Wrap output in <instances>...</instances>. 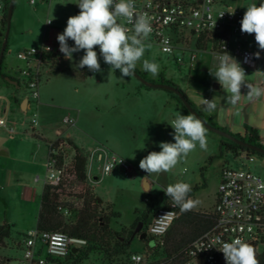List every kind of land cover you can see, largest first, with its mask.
<instances>
[{"label":"rangeland","instance_id":"1","mask_svg":"<svg viewBox=\"0 0 264 264\" xmlns=\"http://www.w3.org/2000/svg\"><path fill=\"white\" fill-rule=\"evenodd\" d=\"M14 0L10 26L8 29L4 53V63L18 80L24 77L18 73L26 67V63L17 55L25 49H39L44 41L53 40L60 49L58 34L63 33L67 20L75 16L79 0ZM238 0L237 4H241ZM51 21L47 24V21ZM121 23V19L118 18ZM2 30L0 23V31ZM6 28H4L5 32ZM235 38H232L234 41ZM74 46V41H68ZM253 50L260 51L256 58V69L264 71V50H260L255 38L237 41ZM144 57L137 62L136 69H143V60L154 61L159 65V74L170 79L190 99L203 115L215 122L214 111L221 108L219 124L221 129L230 130L231 134L243 136L244 125L254 128L258 135L264 129V96L249 101L244 105H229L225 97L229 95L220 85L214 88L216 79L210 75L215 72L218 61L210 46L196 53L194 64L189 67L186 62L177 64L171 55L162 53L155 44H148ZM255 52V53H256ZM84 51L73 53L70 61L63 53H59L58 66L45 63L41 69V80L38 84V98H30L29 90L20 87L13 91L0 85V94H8L17 99L28 97L31 108L27 112L13 107L8 109L5 127H0V225L8 224L15 234H25L35 228L39 210V199L42 192V179L46 173L43 166L46 160L47 147L44 144L54 142L60 136H67L86 151L103 145L111 153L122 158L128 170L116 165L109 174L100 177L96 163L93 174L99 177L92 183V188L101 206L111 204L112 210L118 213L111 226L118 230L129 228L139 213L145 209L146 195L159 196L170 184L186 182L191 186H199L192 197L200 203L193 211L208 212L213 203V195L217 188L219 172L224 166L238 167L245 160V153L235 156L230 151L220 150V142L225 138L207 129V148L201 149L197 144L195 150L183 158L170 172L148 175L140 169V160L150 152L161 151V142L174 143L171 122L177 113L187 115L169 93L160 88H145L134 77L120 78L119 70H110L99 53L100 72H92L87 66L77 65ZM88 72V73H86ZM81 73H86L82 75ZM147 72V77L156 80ZM246 80L257 82L254 70L246 74ZM247 89L242 87L241 93ZM214 99L217 108L207 111L203 99ZM246 99L242 95L240 101ZM0 107V116H3ZM64 116L75 121L74 126L63 123ZM37 124L32 127L31 120ZM218 125V124H217ZM13 127V137L9 128ZM35 133L42 138H34ZM43 140H46L45 143ZM264 148V142L262 144ZM253 173L264 179V157L254 155L252 162H245ZM39 176V181L33 178ZM148 175V176H147ZM144 178L148 181L144 182ZM29 189L32 199H28ZM146 190V191H145ZM144 243L134 238L130 244L131 252H142ZM0 255L15 258L10 248L0 249ZM90 257L84 264H98Z\"/></svg>","mask_w":264,"mask_h":264},{"label":"built area","instance_id":"2","mask_svg":"<svg viewBox=\"0 0 264 264\" xmlns=\"http://www.w3.org/2000/svg\"><path fill=\"white\" fill-rule=\"evenodd\" d=\"M6 2L7 0H0V18ZM237 2L238 0H135V7L137 12L147 13L151 20L152 32L146 43L157 45L162 53L171 55L177 64H183L184 57L187 56L186 62L191 67L196 60V53L200 51L196 48L197 40H208L214 36L221 47L218 51L211 52L218 55L224 48L237 59L247 74L256 68L255 50L238 44L237 41L255 38V34L242 33L241 20L249 5H259L264 0H242L241 4ZM119 19L121 24L132 29V25L127 24L124 18ZM48 22L49 20V25ZM52 42L49 39L39 49H25L17 55L26 63V67L20 70V75L24 77L26 89L33 100L38 98L37 77L41 75V67L45 63L57 67L60 60V50ZM207 46L211 44L207 43ZM62 121L68 126L75 125V121L69 116H64ZM6 122L7 112H4L0 116V127H5ZM36 124V119H32V127ZM172 131L174 133L173 128ZM9 133L13 137V127L9 128ZM58 135L60 137V133ZM263 142L264 129L258 138L260 146ZM52 145L53 143L47 144L43 186H58L63 179L56 159L49 156V153H53ZM253 159L254 155L245 154V161L238 167H222L211 210L214 215L213 225L183 250L180 260H173V257L170 260H151L143 252H131L128 264H226L224 254L219 249L224 242H231L235 238L251 244L257 251L264 235V179L246 167L245 162H252ZM94 163L101 178L109 174L116 165L128 170L122 158L103 145L96 146L89 151L86 166V180L90 184L99 180L93 174ZM33 180L38 182L39 176H35ZM64 214H68V211L65 210ZM177 216V207L173 206V202L168 207H159L147 224L146 236L162 244ZM85 245L86 240L65 232L38 231L32 228L26 232L19 257L6 264H63L71 249H82Z\"/></svg>","mask_w":264,"mask_h":264},{"label":"trees","instance_id":"3","mask_svg":"<svg viewBox=\"0 0 264 264\" xmlns=\"http://www.w3.org/2000/svg\"><path fill=\"white\" fill-rule=\"evenodd\" d=\"M8 3L9 0L5 3L0 18L2 27L0 31V48L6 25ZM79 11L80 9L78 7L75 10V15L79 14ZM207 43L211 44V51H218L221 47L219 40H216L214 36H212L208 40L199 38L196 48L205 50L208 47ZM6 49L7 44L5 43L3 56L0 62V85L14 90L20 87L26 89L25 80H18L15 77V73L14 75L11 74V71L5 65L4 53ZM94 50L99 53L97 47H95ZM135 71L143 79L147 78V71H138L136 68ZM18 73L20 74V70H18ZM86 73L81 74L84 75ZM6 77L15 81L16 86L6 81ZM40 80L41 75L37 77L38 84ZM146 80L153 83H165L175 86L207 123L213 127L219 128L217 124L207 119L203 113L194 106L184 92L174 85L170 79H165L162 74H159L156 80ZM140 85L145 88H150L141 83ZM167 92L179 105H181L183 110L188 113L179 97L170 91ZM12 99L16 101V97L12 96ZM244 128L243 137L231 135L250 145L262 147L258 143V132L246 124ZM32 136L34 138H42L35 133H32ZM43 141L47 143L46 140ZM48 143H53L51 147L53 153H49V156L56 159L57 168L62 170L63 179L58 186H43L39 199V210L35 228L38 231H61L68 235L86 240L85 247L75 250L74 253L70 252L68 255L69 257L65 258L63 264H84L90 257L97 258L98 260L94 261L98 264H128V256L131 253L130 244L133 240L131 229L136 226L137 223H141L143 226L141 232H145L147 224L151 220L155 210L159 207H168L172 202L171 198L167 197L165 192L154 197L146 195L144 212L136 216L131 226L129 228L121 227L118 230L113 229L111 222L119 216L118 213L112 210L111 204L101 206L93 191L92 184L88 183L86 180V166L89 152L76 145L68 137L60 136L54 142ZM222 149L224 151H230L235 156H237L239 152H243L247 155H259L264 157V155L231 142L228 139H224L220 142V150ZM198 189L199 186H192V191L189 194L191 198ZM65 210L68 211V214H64ZM177 212L178 216L166 232L162 244L150 240L147 236L144 240H140L144 243L142 252L148 255L151 260H170L172 257L173 260H180L183 250L187 248L194 239L208 230L214 222V215L211 211L201 212L190 210L181 212L177 207ZM25 236L26 233H18L12 238L11 226L8 224L0 225V249L10 248L19 256L23 249V240ZM149 241L153 242L152 246H149ZM255 253L259 264H264V235L260 247ZM16 258L17 257L9 258L0 255V264H6V262L15 260Z\"/></svg>","mask_w":264,"mask_h":264},{"label":"clouds","instance_id":"4","mask_svg":"<svg viewBox=\"0 0 264 264\" xmlns=\"http://www.w3.org/2000/svg\"><path fill=\"white\" fill-rule=\"evenodd\" d=\"M77 5L79 14L69 17L63 33L57 36L60 52L71 61L73 53L83 50L85 54L77 67L87 66L92 72H100L99 57L94 50L99 46V54L111 66L110 70H119L122 79L134 76L137 62L142 60L149 46L146 42L152 26L148 14L137 12L135 0H79ZM118 18H124L127 24L132 25V29L129 30L119 23ZM241 32L255 34L258 48L264 50V2L259 5L253 3L247 7L241 20ZM69 40L74 41V46L69 45ZM254 56L259 59L260 51L254 53ZM216 60L218 66L215 72L209 69L210 75L229 94L225 97L229 105L236 106L242 95L250 102L264 96V71L257 69L254 72L257 82L251 83L246 80L247 76L241 64L224 48L216 56ZM143 69L155 77L158 75L159 65L144 59ZM242 87L247 89L246 94L241 93ZM203 104L207 111L217 108L214 99H203ZM171 127L174 129L175 142H161V151L150 152L140 160V169L148 175L170 172L195 150L197 144L201 149L207 148V129L195 115L177 113ZM163 191L171 198L173 206L178 207L181 212L190 211L200 203L190 197L192 186L186 182L170 184ZM219 250L224 254L226 264H259L254 247L240 238L224 242Z\"/></svg>","mask_w":264,"mask_h":264},{"label":"water","instance_id":"5","mask_svg":"<svg viewBox=\"0 0 264 264\" xmlns=\"http://www.w3.org/2000/svg\"><path fill=\"white\" fill-rule=\"evenodd\" d=\"M13 3H14V0H9L8 7H7V13H6V25H5L6 30H5V32L3 34V40H2V44H1V48H0V62H1V58L3 56V50H4V46H5L6 39H7L8 29H9V26H10V19H11V15H12ZM96 47L99 49V46H96ZM134 77L141 84H143L144 86H147V87H150V88H160V89H164V90H167V91H170V92L176 94L179 97L182 105L185 107L186 111L189 114H193L197 118H199L204 123V125H205V127L207 129H209V130L215 132L216 134L228 139L231 142L237 143V144H239L241 146L247 147L249 149H252V150L264 155V148L263 147L250 145V144L244 142L243 140L236 138L235 136L231 135L230 133H228V132H226V131H224L222 129L213 127L209 123H207L194 110V108L192 107L190 102L182 95V93H180V91L175 86L170 85V84H165V83H153V82H150V81H146L136 71H135ZM5 80L16 86V82L11 80V79H9L8 77H6ZM141 228H142V224L139 223L137 228H136V232L139 233L138 240H144L146 238V233L145 232H141ZM152 245H153V242L149 241V246H152ZM71 252L74 253L75 249L74 248L71 249ZM68 257L69 256H67L66 258H68Z\"/></svg>","mask_w":264,"mask_h":264},{"label":"crops","instance_id":"6","mask_svg":"<svg viewBox=\"0 0 264 264\" xmlns=\"http://www.w3.org/2000/svg\"><path fill=\"white\" fill-rule=\"evenodd\" d=\"M256 52V51H255ZM259 66L257 65V62H256V67ZM257 69L255 68L254 69V72L256 71ZM2 87H5V86H2ZM220 87V84L218 83V81L216 80L215 83H214V88L217 89ZM7 90H9L10 94L12 93L13 94V91L14 89H11V88H8V87H5ZM11 94V95H12ZM247 98L244 100V101H240L238 104H240L241 106L244 105L246 102H247ZM0 107H3V112H7L8 114V109L9 110H12L13 107H17L19 110L23 111V112H27L30 108H31V102H30V99L28 97H23V98H20V99H17L16 98V101H14L12 99V96L8 95V94H0ZM223 113V110L221 108H217L215 111H214V118H215V122L218 124V127L221 128V125L219 124V121H220V114ZM7 118H8V115H7ZM224 130V129H223ZM228 133L231 134V131L230 130H224ZM57 133H60L61 135V131L59 129H57ZM244 136V134H243ZM242 136V137H243ZM65 137H69V135L65 136ZM224 138V137H223ZM71 139V138H70ZM226 139V138H225ZM46 147L47 145L44 144ZM1 155H6L5 152L1 151L0 152ZM47 154H48V148H47V153H46V157H47ZM221 172V170H220ZM219 172V174H220ZM219 176V175H218ZM34 181V180H33ZM145 181H148V184L150 185V182L147 178H144L143 180V185H144V182ZM31 192L30 189H29V192H28V199H32L33 197L31 196ZM215 193H216V190L214 192V195H213V203L212 205L208 208L210 209L209 211L212 210L213 206H214V203H215Z\"/></svg>","mask_w":264,"mask_h":264},{"label":"flooded vegetation","instance_id":"7","mask_svg":"<svg viewBox=\"0 0 264 264\" xmlns=\"http://www.w3.org/2000/svg\"><path fill=\"white\" fill-rule=\"evenodd\" d=\"M146 79H149V78L147 77V78H145V80H146ZM146 81H148V80H146ZM138 224H139V223H137L136 226H134V227L131 229V234H132V238H133V239H134V238H137V239H138L139 233L136 232V228H137ZM142 227H143V226H142ZM141 231H142V228H141Z\"/></svg>","mask_w":264,"mask_h":264}]
</instances>
